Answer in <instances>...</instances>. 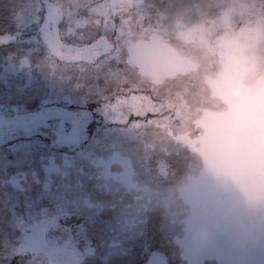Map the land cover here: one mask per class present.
Listing matches in <instances>:
<instances>
[{"label": "rangeland", "instance_id": "374dc122", "mask_svg": "<svg viewBox=\"0 0 264 264\" xmlns=\"http://www.w3.org/2000/svg\"><path fill=\"white\" fill-rule=\"evenodd\" d=\"M222 2L216 19L183 27L148 17L142 0H0V264H264V0ZM235 11L257 23L207 35L230 27ZM97 76V95L122 83L137 93L99 104L95 119L157 109L143 93L151 83L186 87L193 110L183 137L154 125L131 138L119 158L132 182L113 190L86 181L96 165L79 179L68 172L92 113L69 108L67 85L91 94ZM46 105L60 107V121L39 117ZM6 107L32 110L30 121ZM52 123L57 135L41 128ZM147 142L161 153L149 164Z\"/></svg>", "mask_w": 264, "mask_h": 264}, {"label": "trees", "instance_id": "16d2710c", "mask_svg": "<svg viewBox=\"0 0 264 264\" xmlns=\"http://www.w3.org/2000/svg\"><path fill=\"white\" fill-rule=\"evenodd\" d=\"M142 4H140V6H142V8L148 13V17L155 16L154 18L157 20V18H159V15H162L163 17L161 18H163L164 23H170L171 21L177 20L182 24L183 27L208 24L211 20L216 19V17L221 15L223 9L228 7V5L223 4L222 0H142ZM252 14L253 13H247L242 15L239 14L238 11H235L231 15L230 20H232V22H230V27L226 23H224L223 26H220L215 31H212V33L208 32L207 35L214 38L216 36H219L223 32L231 33L236 32L237 30L242 31L247 26L255 25L256 21L248 20L252 16ZM258 64L260 65L261 74L259 76H264V61H260L258 62ZM48 70L49 73H53L51 76H55L54 78L52 77L53 81H55L56 76L59 74L54 73V70ZM97 80H99L98 76L94 79L91 78V85L88 86V89L94 91L91 92V94H82V96L79 95L78 92H75L76 90L82 92V90L79 88H75V84H73V82L67 85L73 96H71L72 106H70L69 108H83L85 110H90L92 113L91 119L86 124L85 138L82 140L79 148L71 153L75 154L74 156L75 158H77V162H75V160L73 162H67L70 167H73V171L70 169L68 172H79V174H76L78 175L76 179H79L81 173H84L82 169L84 167V164L96 165L98 166V169L96 171L90 174L87 172L84 174V178H86V181L98 182L99 189H104V185L100 184V182H105L107 183V187L109 188V190H113L116 186L115 183L123 185L124 183L132 182L131 175L133 176V174L130 172V164L125 163L124 161L121 162L122 159L119 158V156H122V154L120 153H126L128 149V142L130 141V139L134 138L135 140H140L141 138H144L148 127H153L154 125L164 130L165 136L169 133L168 135H170L174 139L183 137V133L188 132L187 120L188 117L192 115L193 110L191 109V101L188 96V91L187 89H185L186 87L182 88L181 92L179 93H177L178 91H176L175 93L177 94H175L173 93V91L168 92L165 90L166 92H164L156 90L154 88V84L151 83L148 87L145 86L143 93L146 94L149 100L155 102L157 109H153L152 111L145 112L143 114L129 113L127 116H125L124 121H114L107 118L95 119V116L98 114L97 112H95V108L99 104H108L110 102V99H112L113 96L116 97L118 94L126 95L130 93H137V91L135 90H129L128 88H126L123 85L124 83H122L117 84L118 87L116 86L115 89H112V85H107V88L104 91L106 93L97 95L98 93H100L96 92V88L98 86ZM146 81L149 83V80ZM85 83H82L81 86H85ZM94 84L95 88H92ZM59 86L61 87V84H59ZM108 94H110V96ZM78 95L81 98H79ZM159 102H161L163 105H160ZM164 102L170 103L171 108H165ZM6 108L13 109L8 118L13 120H15L14 118H16L19 121L17 122L21 124L30 121L28 120V118H30L31 116L29 115L26 117V115L28 114L27 111L29 109L27 110L24 108L23 114L21 112H18V110L20 109L18 107ZM40 111L41 112H39L38 115L39 117H42V120H44L45 118L48 123H51L52 121H55L54 123H57L58 121H60L62 115L60 107H56L54 105H46L44 107H41ZM17 122L13 121L9 123L15 124L13 126L16 128L18 125ZM54 123L48 124L46 127L44 126L41 128L45 129L46 132L50 131L53 134L57 135V124ZM181 124L183 125L180 126ZM35 135H38L39 137L41 136L40 138H42L44 142L49 138L46 133L42 135L39 133H35ZM164 147L165 146L163 145L161 149L162 151L164 150ZM142 149L144 152V161L146 162L147 159L148 164L151 159L153 160L161 154L160 151H158V153L156 150H154L149 142L143 144ZM83 150L86 152H84ZM92 155L96 156L90 157ZM111 157H116V166L118 161V164H120L124 168H127L123 171L122 175L119 174L117 167L111 168ZM148 164L142 165H145L150 169L151 166ZM102 166L104 167V169H101ZM106 167L110 168V170H106ZM147 180H151V178H148ZM109 181H112V184L114 185H108ZM80 186L83 185L80 184L79 186H77L79 190L81 189ZM79 192L80 191H78L76 195L77 198H80L82 196L79 194ZM86 197L90 198L91 196H89L88 194ZM259 230L260 232H263L264 226L262 231L260 228Z\"/></svg>", "mask_w": 264, "mask_h": 264}, {"label": "flooded vegetation", "instance_id": "af4514ba", "mask_svg": "<svg viewBox=\"0 0 264 264\" xmlns=\"http://www.w3.org/2000/svg\"><path fill=\"white\" fill-rule=\"evenodd\" d=\"M260 228H261V230H263V229H262L263 226H261ZM214 232L217 233V235H219L221 238H223L224 235H226V229L223 228V227L220 226V225L214 230ZM247 234L250 235V237H253V236H254V235H253L254 233H251L250 231H248Z\"/></svg>", "mask_w": 264, "mask_h": 264}, {"label": "water", "instance_id": "95a60500", "mask_svg": "<svg viewBox=\"0 0 264 264\" xmlns=\"http://www.w3.org/2000/svg\"><path fill=\"white\" fill-rule=\"evenodd\" d=\"M214 228H215V229L217 228V224H214Z\"/></svg>", "mask_w": 264, "mask_h": 264}]
</instances>
